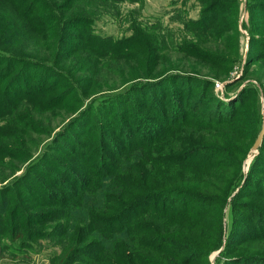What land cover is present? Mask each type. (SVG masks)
Returning <instances> with one entry per match:
<instances>
[{
    "label": "trees",
    "instance_id": "obj_1",
    "mask_svg": "<svg viewBox=\"0 0 264 264\" xmlns=\"http://www.w3.org/2000/svg\"><path fill=\"white\" fill-rule=\"evenodd\" d=\"M122 1L0 0V122L4 121L2 116L14 114L16 103L46 110L59 102L46 103L53 89L47 83L39 86L36 75L54 77L63 70L62 74L70 77L73 73L65 65L68 60L82 70L80 56L89 53L88 44L97 38L90 26L95 22L94 8L114 15ZM214 5L216 2H208L210 12ZM218 10L212 14L202 10L197 20L184 24L195 32L208 33L219 26L215 21ZM88 14L90 18H85ZM68 40H74V48L69 51L65 46ZM122 43L106 42L109 59L132 60L121 53L123 49L132 50V46ZM142 50L151 53L153 49L149 45ZM178 80L197 82L190 78ZM199 85L204 88L206 84ZM130 88L125 94L133 92ZM250 91L257 96L259 119V89L253 87ZM185 95L173 99L174 123L167 129L166 148L149 142L139 145L133 137L125 153L108 161L109 171L88 173L89 188L80 185L86 189L81 199L73 200V205L59 203L60 211H54V215L62 223L40 220H51L49 234L59 249L50 264H209L210 253L218 250L216 264H264L263 255H247L237 262L228 258L241 247L264 250V136L244 174L242 166L248 151L236 156L240 142L248 141L250 146L251 141L252 147L260 131L252 133L241 121L245 111L237 114L231 107L239 102V95L227 101L214 94L207 101L199 96L200 103L191 106L190 93ZM207 104H212L211 109L199 113ZM14 121L23 126L16 115ZM13 152L10 147L0 146V162L2 155L11 156ZM76 156L83 162L79 153ZM89 168L90 163L84 170ZM156 201L162 204L153 209ZM212 207L221 208L217 219L208 213ZM225 207L232 213L242 212L245 220L232 217L224 227ZM140 209H145L144 213H139ZM22 236L23 227L18 223L10 224V235L0 227V260L6 250L27 257L32 241ZM41 236L39 231L37 238ZM209 241L214 246H209Z\"/></svg>",
    "mask_w": 264,
    "mask_h": 264
},
{
    "label": "rangeland",
    "instance_id": "obj_2",
    "mask_svg": "<svg viewBox=\"0 0 264 264\" xmlns=\"http://www.w3.org/2000/svg\"><path fill=\"white\" fill-rule=\"evenodd\" d=\"M212 1L216 5L211 8L219 7L215 12L219 26L208 33L186 27L184 21L197 20L202 10L212 14L214 10L210 12L207 6ZM116 7L114 15L94 8L95 18L90 20L95 22L90 26L97 38L88 44L89 53L80 56L82 70L74 63L70 65L68 60L65 65H69L73 73L70 77L63 75V70L54 77L36 75L39 86L47 83V87L53 89L46 103L59 102L46 110L13 102L16 103L14 114L2 116L0 146L10 147L14 152L11 156L2 155L3 162H0V227L10 235V224L18 223L23 227L21 239L32 242L29 243L30 253L21 250L27 257L6 250L2 252L0 264H50V258L59 249L49 234L51 220H40L62 223L54 215V211H60L59 203L73 205V200L81 199L84 187L89 188L86 185L88 173L109 171L108 161L117 160V155L125 153L133 137L139 145L149 142L166 148L170 133L167 129L174 119L171 112L174 97H185L189 92L191 106L200 103L199 96H205L207 101L212 94L220 97L221 92L226 97L224 100H233L239 95V102L231 107L237 114L245 111L241 121H245L252 133L261 131L264 122V0H124ZM84 17L90 18V15ZM109 40L131 45L132 50L123 47L121 53L132 60L109 59L104 48ZM73 41L65 44L67 51L74 48ZM149 45L152 52H143ZM181 78L197 82L178 80ZM200 83L206 84L204 88ZM215 83L223 87H216ZM253 87L259 89V119L257 96L249 94ZM18 88L23 90L21 86ZM129 88L133 92L125 94ZM211 107L212 104L202 106L199 113L208 112ZM15 115L23 126L14 121ZM251 144V141L250 146L248 141L240 142L236 154L240 157L248 151L242 166L244 174L251 160ZM232 159L235 160L233 155ZM89 163L91 170L86 172L84 169ZM161 204L156 201L152 207ZM4 208L8 210L4 212ZM220 210L212 207L208 213L217 219ZM222 212L224 227L232 217L245 220L238 210L232 213L225 207ZM39 231L43 238H37ZM207 244L214 246L211 241ZM218 251L210 253L209 264H216ZM237 251L228 258L237 262L251 254L264 256L263 249L248 251L241 247Z\"/></svg>",
    "mask_w": 264,
    "mask_h": 264
},
{
    "label": "water",
    "instance_id": "obj_3",
    "mask_svg": "<svg viewBox=\"0 0 264 264\" xmlns=\"http://www.w3.org/2000/svg\"><path fill=\"white\" fill-rule=\"evenodd\" d=\"M263 136H264V122L262 124V128H261V131L259 132L256 140L254 141L252 147H251V150H250V154L251 155V160L253 159V157L256 155L257 151H258V148L259 146L261 145V142H262V139H263ZM250 160V162H251ZM250 164V163H249ZM245 172L248 171V165L244 168ZM220 251H218L219 253ZM217 255V254H216Z\"/></svg>",
    "mask_w": 264,
    "mask_h": 264
},
{
    "label": "built area",
    "instance_id": "obj_4",
    "mask_svg": "<svg viewBox=\"0 0 264 264\" xmlns=\"http://www.w3.org/2000/svg\"><path fill=\"white\" fill-rule=\"evenodd\" d=\"M215 86L216 87H223V85H218V83H215ZM217 91H219V90H217ZM220 97L222 98V99H224V97H223V93L221 92V95H220Z\"/></svg>",
    "mask_w": 264,
    "mask_h": 264
}]
</instances>
